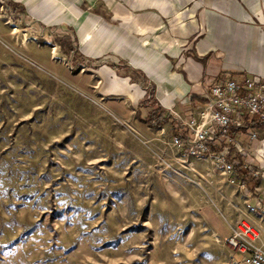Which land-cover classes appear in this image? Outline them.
Wrapping results in <instances>:
<instances>
[{"label":"rangeland","instance_id":"rangeland-1","mask_svg":"<svg viewBox=\"0 0 264 264\" xmlns=\"http://www.w3.org/2000/svg\"><path fill=\"white\" fill-rule=\"evenodd\" d=\"M25 1L0 4V264H243L228 239L264 219L247 208L257 190L174 143L171 123L137 120L113 83L149 85L115 52H83L77 33L114 42L115 0ZM203 104L168 111L182 123ZM220 141L255 159L245 130Z\"/></svg>","mask_w":264,"mask_h":264},{"label":"crops","instance_id":"crops-1","mask_svg":"<svg viewBox=\"0 0 264 264\" xmlns=\"http://www.w3.org/2000/svg\"><path fill=\"white\" fill-rule=\"evenodd\" d=\"M19 2L27 5L25 0ZM114 5L113 43L109 39L111 43L103 48V35L98 40L85 32L77 36L83 52L113 51L144 74L148 88L131 82L128 75L118 76L113 83L124 100H139L137 120L145 122L141 119L154 107L145 97L152 84L154 98L168 111L179 101L201 104L192 99L209 98L210 85L218 75L251 74L264 80V0H115ZM252 147H263L264 155L261 141ZM254 148L253 161L261 172L254 197L264 202V156ZM257 230L256 244L264 250V219L258 221Z\"/></svg>","mask_w":264,"mask_h":264},{"label":"built area","instance_id":"built-area-1","mask_svg":"<svg viewBox=\"0 0 264 264\" xmlns=\"http://www.w3.org/2000/svg\"><path fill=\"white\" fill-rule=\"evenodd\" d=\"M6 2L7 0H0L2 8L3 5H7ZM203 105L204 109L199 112V119L193 117L180 122L186 128V132L189 128L195 129L194 139L191 141L185 133L183 137L175 135L173 142L188 146L189 154L197 159L214 156L232 181L239 182L241 187L245 188L246 181L239 178L235 171V164L240 161L237 158L231 160L228 158L229 148L220 140L231 133L229 128L235 127L248 133L251 141L248 149L252 150L254 148L252 145L259 141L264 146V126L252 127L246 118L256 117L264 123V80L247 75L215 80L209 88V101ZM211 144H222V148L218 152H211ZM254 149L261 157L264 156L263 147ZM242 162L244 167L255 165L252 157L243 156ZM254 175H261L258 167ZM256 189L254 187V190ZM247 208L264 217V202L260 198L253 197L252 201L247 203ZM257 238L258 230L247 222L237 225L230 235L228 242L241 255L243 264H264V250L256 244Z\"/></svg>","mask_w":264,"mask_h":264},{"label":"trees","instance_id":"trees-1","mask_svg":"<svg viewBox=\"0 0 264 264\" xmlns=\"http://www.w3.org/2000/svg\"><path fill=\"white\" fill-rule=\"evenodd\" d=\"M7 2H8V5L12 7L17 6V3H14L13 1L7 0ZM21 7L22 9H24L23 6ZM72 49L74 48L72 47ZM141 75L145 78L143 73H141ZM239 77H242V76H239ZM147 93H148V96L152 99L151 106H154V107L149 109V111L147 112V115L143 117L141 120L147 122L151 127H154L156 129L163 128L165 124L171 123L173 127V133L177 136L183 137L186 133V128L183 125H181L180 122L177 121L169 111L163 109L160 106L159 102L154 98L155 88L153 84H152L151 89ZM197 101L201 103H206L209 101V98H203V99H198V100L192 99V102H197ZM246 118L248 119L252 127L262 128L264 126V123L258 120L256 117H246ZM229 129L231 132L230 134H237L239 132L244 131L242 129L235 128V127H231ZM221 148H222V144L221 145L211 144L210 150L211 152H218L221 150ZM228 158L230 160L232 159L230 156ZM235 158H237L240 161L239 163L235 164V171H236L237 176L245 180L246 183L250 185V189L253 190L260 180L259 175L258 176L254 175V171L257 169V166L251 165L248 167H244L243 162H242L243 155L239 152L235 153Z\"/></svg>","mask_w":264,"mask_h":264}]
</instances>
